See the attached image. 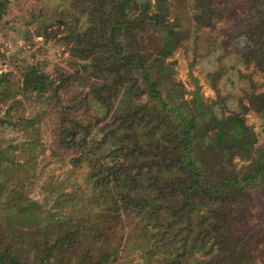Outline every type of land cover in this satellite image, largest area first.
<instances>
[{"label": "trees", "instance_id": "trees-1", "mask_svg": "<svg viewBox=\"0 0 264 264\" xmlns=\"http://www.w3.org/2000/svg\"><path fill=\"white\" fill-rule=\"evenodd\" d=\"M65 1L34 33L63 44L73 72L27 65L17 91L39 107L12 125L22 126L27 150L62 153L72 168L86 164V193L59 184L61 192L44 208L28 196L24 168L9 188L16 191L0 198V264H264L251 251L264 237V144L229 135L232 155L255 157L217 172L214 158L203 156L193 119L171 113L164 61L184 33L168 19L167 0ZM10 3L0 0V20ZM192 6L198 28L245 9L246 16L222 29L220 43L264 73V0H193ZM247 77L248 104L241 109L264 116V91L255 93ZM78 80L85 87L67 100ZM238 122L250 131L243 116L234 117ZM218 131L229 133L222 125ZM250 207H258L255 226L244 222ZM130 240L139 259L120 262Z\"/></svg>", "mask_w": 264, "mask_h": 264}, {"label": "rangeland", "instance_id": "rangeland-1", "mask_svg": "<svg viewBox=\"0 0 264 264\" xmlns=\"http://www.w3.org/2000/svg\"><path fill=\"white\" fill-rule=\"evenodd\" d=\"M149 3L153 4V0H149ZM166 3L168 19L172 20L174 28L182 31L184 35L180 44L164 61V66L169 70L168 75L162 79L164 99L167 98L173 115L181 114L183 118H192L196 123L194 128L200 136L203 156L214 158L217 172H220L221 168L237 169L241 164L251 161L255 153L251 151L247 154L232 155V149L227 147L235 144L229 135L234 137L240 134L244 143L254 138L253 147L264 144V116L253 109H241V104H248L247 99L243 97L244 92L250 90L247 75L250 74L256 84L254 92L259 94L264 91V73L252 64L245 66L233 48L223 49L220 43L223 38L222 29L246 16L247 11L237 8L232 16L216 21L212 27L198 28L192 18L193 0H167ZM66 4L65 0H11L0 20V53L4 56V60L0 61V198H3L5 193L16 191L15 188L9 191V188L22 172L24 174V168L27 167L25 170L28 178L25 185L29 188L28 196L44 208H50L57 194L61 192L57 189L59 184L66 185L64 191L73 190L78 194L82 191L85 197L86 164L78 169L72 168L62 159V153L50 154L49 149H46L44 154L37 150H27L26 142H22V126L19 123L13 126L12 122L20 121L21 114H31L32 110L36 111L39 107L33 99H25L23 94L17 91L22 83V70L27 65L40 62L43 70L50 71L56 64L63 68L68 76L73 72V63L67 52L61 53L63 44L56 43L53 38L43 42L41 36L34 33L36 26L41 22H50L47 15ZM27 32L30 37L25 38L24 33ZM83 87L85 83L80 84L79 80L71 83L65 98L71 100V94L82 90ZM124 99L122 97L121 101ZM13 100L19 103L9 110ZM119 102L120 100L116 106ZM236 115L244 117V124L250 126V131L240 126L239 122L233 123ZM219 125L224 126L225 132L229 133H219ZM45 134L47 132L43 131L42 135ZM44 137L42 143L47 141V136ZM26 156L30 157L27 159L28 165H20L19 162ZM6 174H12V178L7 180ZM257 209L258 207H250L246 210L245 223L256 225ZM57 211L58 209L52 208V212ZM65 211L66 215L78 212L71 209ZM238 223V226L245 227L243 222ZM132 242L130 240L126 243L120 262L139 259ZM251 251L255 262L264 260V237ZM194 255H199V252Z\"/></svg>", "mask_w": 264, "mask_h": 264}]
</instances>
